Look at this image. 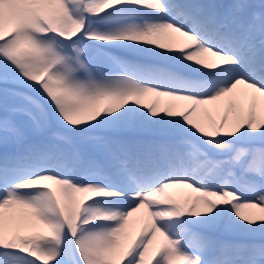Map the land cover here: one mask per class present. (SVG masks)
Instances as JSON below:
<instances>
[{"label":"snow or ice","instance_id":"obj_1","mask_svg":"<svg viewBox=\"0 0 264 264\" xmlns=\"http://www.w3.org/2000/svg\"><path fill=\"white\" fill-rule=\"evenodd\" d=\"M0 264H264V0H0Z\"/></svg>","mask_w":264,"mask_h":264},{"label":"bare ground","instance_id":"obj_2","mask_svg":"<svg viewBox=\"0 0 264 264\" xmlns=\"http://www.w3.org/2000/svg\"><path fill=\"white\" fill-rule=\"evenodd\" d=\"M174 103H180V102H174Z\"/></svg>","mask_w":264,"mask_h":264}]
</instances>
